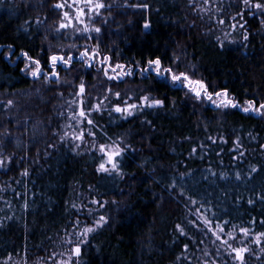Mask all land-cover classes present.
<instances>
[{"label":"trees","instance_id":"16d2710c","mask_svg":"<svg viewBox=\"0 0 264 264\" xmlns=\"http://www.w3.org/2000/svg\"><path fill=\"white\" fill-rule=\"evenodd\" d=\"M41 2H0V45L4 46L0 48V97L29 90L35 93L24 104L23 114L16 116L19 126L29 128V138L19 141L11 137V142L6 139L0 145V152L14 154L17 161L8 174L0 171V264L52 253L77 214L72 205L90 208L93 198L108 202L104 208L95 205V210L96 216L104 214L109 222L92 234L91 246H84L81 264H203L201 250L210 251L206 233L198 225L188 223L191 220L202 224L193 216L197 208L198 216L207 215L214 223L229 221L226 231H232L235 225V235L240 227L249 228L252 239L255 233L264 232V199L260 198L264 196V117L238 109L224 112L202 107L183 92L137 75L127 82L140 85L145 94L151 90L153 97H167L164 108L148 110L129 120L115 119V114L110 118L107 112L101 119L93 113L101 126V142H110L109 137H123L136 149L125 161V179L98 175L94 152L74 155L70 145H62L58 137L51 136L57 127L58 113L64 111L63 101L41 81L34 82L21 73L18 66L23 65L16 60L21 49L46 57L49 53H42L41 45L71 43L51 40L56 26L54 14H49L53 0L45 7H41ZM148 2L151 10L144 11V18L151 20L152 27L144 33L138 23V10L123 9L119 7L123 0H115L112 14L120 28L117 31V24L113 23L112 34L103 45L104 54L112 55L113 62L134 63L161 56L165 66H169L168 61L178 56L195 65L210 85L228 87L241 104L251 98L264 103V26L259 13L246 17L248 47L237 43L221 51L216 47L215 36L223 38V32L207 14L195 12L189 0ZM230 14H235V8L226 6L223 15ZM104 15H108L107 11ZM46 16L45 23L37 27L36 18L45 20ZM29 19L32 27L25 33L24 21ZM130 20L132 24L128 23ZM45 35L49 40L44 39ZM233 35L237 41L242 39L239 32ZM9 44L14 45L16 56L5 60ZM77 65L81 66L74 63L72 72L77 71L78 77L83 76L85 84L91 85L92 75L85 74L82 67L76 69ZM38 84L39 91L35 89ZM2 112L0 107V116ZM142 121H151V125ZM209 136H223L228 143L217 140L213 144ZM237 137L242 144L238 151L244 156L234 160L232 157L238 152L232 151L236 147L232 141ZM50 143H56V149L49 148ZM193 147L197 148L195 154H191ZM45 152L49 153L47 157ZM253 167L256 172L251 171ZM24 168L29 169L27 177L20 175ZM221 174L225 178L221 179ZM173 181L177 186L170 190ZM181 190L185 196L179 195ZM186 197L197 204L192 205ZM113 200L117 203L113 204ZM249 200L253 201L251 205ZM177 223L185 227L186 236L175 230ZM185 243L189 244L186 253L182 251ZM182 255L189 259L181 262L177 257ZM214 260L217 264L228 262L221 255ZM253 261L264 264V256Z\"/></svg>","mask_w":264,"mask_h":264},{"label":"snow or ice","instance_id":"6c2138e0","mask_svg":"<svg viewBox=\"0 0 264 264\" xmlns=\"http://www.w3.org/2000/svg\"><path fill=\"white\" fill-rule=\"evenodd\" d=\"M3 2V0H0ZM113 3H107L106 0H53L49 6V14H54L56 20V26L52 29L51 40L61 41L62 39L72 38L71 43L66 47L64 45H58L59 51H53L52 45L49 43L48 47L41 45L42 53H49L46 57L40 55L33 56L30 51L21 49L19 55L13 51L14 45H8V52L4 53V59L8 60L12 56H16V60L22 63V67H19V71L32 81H41L47 90L54 92L61 99L64 98V92L67 91L66 86H71L69 95L72 99L67 100V110L70 115L67 116V123L61 126L60 131L53 130L52 136L58 137V142L62 145H70V150L74 155H82L81 149H87L97 157V163L95 166V172L98 175L112 177L113 179L119 178L125 179L127 173L126 159L130 152H135L136 149L132 147L123 137H117L115 140L108 138L110 142H101L98 137V132L101 130L98 119L94 117L93 113L99 115L102 119L103 114L107 112L110 118L115 114V119L129 120V118L138 117L143 115L148 110H158L165 107L167 97L156 98L153 97L151 90L138 97L132 95L125 96L118 90H114L121 82H126L129 78H134L137 75L144 79H152L153 83L162 87H170L177 92H183L186 97L192 98L197 104H208L215 110H221L227 112L228 110H239L245 114L255 113L261 117H264V103H257L254 98L246 99L244 104L233 95L230 94L228 87L216 88L205 80L203 77H197L196 66L192 65L191 70H180V60L178 56H174L168 61L169 66H165L164 59L161 56H151L146 61H136L134 63H119L113 62L112 55L104 54L103 45L105 39L112 34V24H117V31H119L120 25L112 14ZM49 4V0H42L41 7H45ZM215 5L211 7L210 5ZM189 5L193 6V10L197 13L207 14L209 20H214L215 24L219 27V30L223 32V38L217 35L215 36L216 47L221 51L228 49L229 45H235L239 43L241 47L247 48V42L250 39V33L247 29L248 20L247 16L255 17L257 13L260 15V23L264 26V0H229L227 8H235V14L223 15L226 11L224 0H203V4L199 3V0H189ZM241 5L243 6L241 8ZM123 9L138 10L140 21L138 22L144 33H148L151 29L152 23L148 18H144V11H150L151 5L148 0H123V3L119 6ZM255 9V11H253ZM107 11L108 15L104 13ZM159 11L158 9L156 10ZM45 20L36 18L35 24L37 27L45 23ZM203 19V15H201ZM132 24L130 20L128 22ZM23 30L28 33L29 28L32 27L31 20H25ZM71 30V31H69ZM211 31V29H210ZM239 32L242 36L240 41L233 36V33ZM45 40H49V36H44ZM131 39V37H129ZM79 41H84L83 44H79ZM91 42V43H89ZM0 45V48H3ZM67 48V50H66ZM239 51V49H236ZM108 51L111 53L112 49ZM79 53L78 55L76 53ZM15 63V61H12ZM79 62L82 69L89 70L85 74H91V70L95 69L97 78L102 73L106 81L112 82L105 87V95L102 99L98 98L93 104L86 100L87 85L84 82L83 76L73 77V80L79 78V84H73L66 77H61V72L71 73L74 63ZM55 85L56 87H52ZM39 91V90H37ZM246 105V106H245ZM14 106V101L9 99L6 103L0 102V107L4 109H10ZM60 116H64V111L58 113ZM151 125V121H142ZM27 124V121L25 122ZM70 128L71 133L64 130ZM8 142H11L10 133L7 131L3 134ZM143 139V137H142ZM208 139L213 143H217L219 140L222 143H228V140L220 136L217 139L209 136ZM5 140L0 139V145H3ZM235 144V149L238 155L232 157V159H238L244 156V152L238 151L242 144L240 138L232 141ZM56 143H50L49 148L56 149ZM204 145H201L203 148ZM264 148V145H261ZM197 153V148L193 147L191 154ZM45 157L49 153L45 152ZM219 155V153H217ZM203 158V157H201ZM14 154L4 155L0 152V171L8 174L12 171L11 165L16 163ZM38 162V161H34ZM211 172V169H209ZM252 172H256L257 169L253 167ZM213 176L215 172H211ZM21 176L27 177L29 175V169L24 168L20 172ZM221 179L225 178L221 174ZM240 178L239 173L236 176ZM207 179V177H205ZM176 182L173 181L169 185V189L176 188ZM91 187V186H90ZM180 196H185L183 190L179 193ZM264 199V196L260 197ZM192 205H196L197 201L191 197H186ZM107 201L103 203L93 198L90 204L98 205L99 208H104L107 205ZM113 204L117 201L113 200ZM248 203L251 205L252 200ZM27 207V204H25ZM77 211V217L71 224V230H65V237L61 240V243L68 247L65 251L60 253L52 252L47 257V261H51V264H81L83 257V249L85 245L91 246L90 240L92 234L97 232L98 229L104 227L109 222V218L100 214L98 218H93L91 223H87V217L84 221L81 220L79 213L86 206L78 208L75 204L72 205ZM94 209L88 208L87 214L90 216L94 212ZM196 213H200V209H196ZM216 216V213H213ZM198 219L201 220L204 228L208 233L215 238V241H219L220 245L224 249H227V256L232 260L237 261L238 264H246L245 253L250 251L248 246L236 247L230 241L237 239L235 236V225H233L232 231H226V225L229 221L225 220L222 223L213 221L207 215H199ZM188 223L192 226H196L195 221L189 220ZM253 223L255 221L253 220ZM264 223V221H261ZM175 230L180 236H186L187 231L185 227L177 223ZM240 233L244 238L250 235V229L247 227H240ZM261 238H264V232L255 233L254 242L260 244ZM203 243V241H200ZM243 243V241H241ZM189 244H183V252H187ZM203 254V264H217L216 260L209 259V252L207 250H201ZM222 248H216L217 258L221 254ZM67 253V258L65 257ZM59 257V258H58ZM44 259V258H41ZM178 260L189 259L187 256H178ZM197 261H200V257H196ZM191 264V261H190Z\"/></svg>","mask_w":264,"mask_h":264},{"label":"rangeland","instance_id":"374dc122","mask_svg":"<svg viewBox=\"0 0 264 264\" xmlns=\"http://www.w3.org/2000/svg\"><path fill=\"white\" fill-rule=\"evenodd\" d=\"M106 2H112L113 3V0H106ZM199 3L203 4V0H199ZM228 3H229V0H224L225 6H227ZM210 6L214 7L215 5L213 4ZM69 31H71V30H69ZM64 40L70 42V41H72V38L69 37V38L64 39ZM58 45H60V44H52V50L53 51H59ZM64 46L66 47L67 44H64ZM66 50H67V48H66ZM79 65H81V64L79 63ZM75 67H76V69L81 68V66L78 67V65ZM180 70L181 71L191 70V65L180 60ZM85 71L88 72L89 70H85ZM196 74H197V77H201L200 74L197 72V70H196ZM91 75H92V78L94 79V81L91 85H89V86L87 85L86 100L89 101L90 103L94 104L98 98H100V99L103 98V96L105 95V91H104L105 87L107 85L111 84L112 82L106 81L105 78L103 77L102 73H100L99 77L97 78V73H96L95 69L91 70ZM61 77L62 78L66 77L69 81H72L73 84H79V82H80L79 78L73 80V77H78L77 71L75 74L73 72H71L70 74L65 73V72H61ZM41 83H43V82H41ZM39 85L40 84H38V86L35 87L36 90L40 89ZM52 87H56V86L53 85ZM66 87H67V91L64 92V98L63 99L59 98L61 101H63L64 116H59L56 131H60L61 126H63L64 124H66L68 122L67 116L70 115V112L67 110L68 106L66 104V101L72 99V97L69 95V92L72 89H71V86H66ZM114 90L120 91L125 96L132 95L134 98L145 94L144 90L141 88L140 85L132 84L131 82H127V81L121 82L118 85V87ZM34 94H35L34 90H29V91H25V92H22L19 94H11V95H5L3 97H0V102H3V103H6L7 100H9V99L14 101V106L12 108H10V109H4L3 108V112L1 113V116H0V139L6 140L4 135H3L6 131L8 133H10V137H12L13 139L15 137V140L18 139L20 141V139L24 140V139L29 138V136H30L29 128L26 129V125L23 127L19 126L20 123H18V120H16V118H17L16 116H18L19 114H23V112L26 108L24 104L28 103V98L30 96L34 97ZM55 95L57 96L56 93H55ZM198 105H200L202 107H207V106L211 107L210 105H208L206 103L205 104H198ZM219 111H221V110H219ZM9 127H12V129H9ZM64 130L68 131L69 133H71V131H72V129H70V128H67ZM51 136H52V131H51ZM81 151L92 152V151L87 150V149H81ZM77 207L79 208L80 205H78ZM90 208L95 210V205L92 204V207H90ZM87 209L88 208L82 209V211L79 213V216L81 217L82 221H84V218L87 217L86 222L91 223V221L93 220L94 217L98 218V216H96V211H98V210L96 209L92 213V215L89 216L87 214ZM75 212H76V210H75ZM193 216L198 217V214L196 213V211L193 212ZM76 217H77V214L75 215V218H73L72 222L75 221ZM196 225H198L199 229H202L206 233V242L210 246V249H209L210 251H208L209 252V259L214 260L215 257H217L216 248L221 247L222 251H221L220 255L222 257L228 258V260H227L228 262H226V263L227 264H238L237 261H234L230 257L227 256V249H224L223 246L220 245L219 241H215V238L211 236V233L207 232V229L204 228V226L202 224L200 225V223L199 224L196 223ZM68 230H71V225L69 226ZM235 236L237 237V239L234 241H230V243H232L236 247L248 246L250 249V251L248 253H245L246 264H248V263L250 264V261L252 262V264H255V262L253 260H257L258 257L264 256V241L262 243L260 242V244L258 245L254 242V239H252L249 236L247 238H244L240 232ZM63 238H66L65 232L63 233L61 240ZM61 240L58 241L59 244H58L57 248L54 249L53 252L60 253L62 251H65V249L68 247L67 245L62 244ZM241 241H243V243H241ZM51 254L52 253L48 252L47 255L34 256V257L30 258L29 260L22 261V262L14 261V262H12V264H45L47 257L50 256ZM41 258H44V259H41ZM64 258H67L66 252H65ZM47 264H51V261H47Z\"/></svg>","mask_w":264,"mask_h":264}]
</instances>
